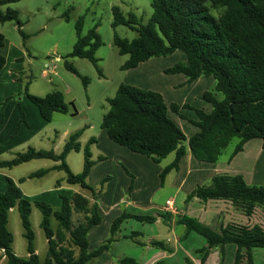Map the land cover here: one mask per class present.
<instances>
[{
	"label": "trees",
	"instance_id": "1",
	"mask_svg": "<svg viewBox=\"0 0 264 264\" xmlns=\"http://www.w3.org/2000/svg\"><path fill=\"white\" fill-rule=\"evenodd\" d=\"M19 1L0 0V23L15 22L22 33L23 23L19 12L8 8ZM151 6L153 14L148 24H143L134 13L126 16L119 7L113 9L114 29L128 26L138 33V38L134 40L123 39L115 34V46L120 55L129 57L121 69L128 71L153 58L168 57L181 51L185 53L187 62L177 63L167 69L166 74H184L189 85L202 77L214 78L215 93L206 92L202 96L212 106V111L207 113L186 104H172L169 107L162 94L123 83L116 96L107 100L109 109L101 126L109 139L133 153L148 157L156 164H161L174 154L173 162L160 175L162 185L171 172L179 170L180 162L189 150L199 162L215 164L234 139H238V142L230 160L252 140H262L264 148V0H152ZM4 7H7L5 11ZM83 25L84 17H81L76 25L77 42L68 57L87 59L98 68L99 60L95 55L101 46L96 34L99 24L87 37L82 36ZM5 43L6 38L0 34V49ZM5 66L6 58L0 54V73ZM66 66L78 75L72 64L67 62ZM84 83L87 85L88 79ZM217 94H221L222 98L219 99ZM28 97L47 122L52 121L55 113H68L61 91H54L45 97L30 94ZM11 100L12 97H9L4 104ZM181 109L194 110L198 120L180 115ZM170 112L189 120L199 132L188 139L170 117ZM24 122L26 120L22 113L19 126ZM82 134L83 130H80L71 135L61 154L29 148L13 160L0 159V170L12 169L33 160H52L56 163L54 167L40 170L29 178L43 177L52 171H64L66 178L59 181L57 187L65 182L68 186H79L83 191L92 192L91 197L82 193H74L69 198L62 196L61 207L54 209L45 202L29 200L18 185L5 176L6 188L0 192V249L5 250L7 264H88L111 249L125 221L154 224L159 217H165L125 212L113 222L110 238L96 250L90 251L88 235L102 222L99 204L95 200L96 190L87 182L94 166L91 146L96 140L91 139L84 149L85 163L81 174L72 173L66 163L71 152L82 150L79 142ZM194 198L203 202L230 201L236 209L252 216L257 209H264V186L249 185L242 175H216L210 185L198 186L187 197V201ZM33 207L42 213L40 226L48 242L43 262L36 253L35 232L31 222ZM15 208L19 211L24 236L28 241L27 258H21L13 251L14 236L8 225L10 212ZM75 216H83V219L75 223ZM53 219L57 222L56 229L52 228ZM177 224L185 227V237L196 233L206 240L207 246L198 251L203 262L212 251L218 250L221 256L219 264H224L226 246L235 245V264H255L254 249H264L263 226L229 224L217 231L188 216H180ZM139 237L142 234L134 232L127 238L139 246H145V243L137 240ZM149 244L173 252L163 242L152 241ZM119 262L139 264L131 258Z\"/></svg>",
	"mask_w": 264,
	"mask_h": 264
},
{
	"label": "rangeland",
	"instance_id": "2",
	"mask_svg": "<svg viewBox=\"0 0 264 264\" xmlns=\"http://www.w3.org/2000/svg\"><path fill=\"white\" fill-rule=\"evenodd\" d=\"M151 3L152 0H20L8 6V8L19 12L23 27L21 33L15 22L0 23V34L4 35L7 42L4 52L8 59L13 60L20 50L23 52L21 55L23 59L15 69L13 67L16 71L11 73L10 70H7L8 72H4L0 78V98L12 96V100L16 103L21 102L26 108L31 106L38 112L36 105L29 99V94L45 97L54 91H61L65 97L68 113H55L50 122L39 116L41 122L34 124L33 137L18 145L13 152L3 153L0 156L1 160H13L19 153H25L29 148L61 154L69 137L83 130L79 139L82 150L71 152L66 158V163L72 173L79 175L83 172L84 149L91 139H95L96 143L91 146L94 166L87 180L88 184L96 190L95 200L100 194L103 195L107 192L108 184L111 183L110 195H113L112 191L118 187L122 189L123 194H120L124 198L132 199L130 196L136 190V178L133 172H138L137 168L129 164L124 156L117 154L115 149L128 150L111 141L101 125L103 117L109 109L107 100L116 96L121 84L132 82L129 76L130 72L121 69L129 57L120 55L115 46V34L128 40L138 38V33L128 26L113 28V9L119 7L126 16L129 13H134L143 24H148L153 14ZM6 9L7 7L3 8L4 11ZM81 17H84L83 37L89 36L93 28L99 24L96 34L101 40V46L95 55L99 60L98 68L87 59L68 57L77 42L76 25ZM182 54L185 55V53ZM178 57V54H174L173 56L159 57V59H161L162 65L168 67L173 66V62ZM67 62L72 64L78 75L67 69ZM9 65L11 66L8 67L12 68V63L9 62ZM85 79H88L87 85L84 83ZM219 95L222 98V95ZM193 114L196 115L195 112ZM257 140L262 143V140ZM237 142L238 139L232 141L227 152L222 156L223 160H226L234 150ZM256 150V147L252 148V151L258 156ZM173 160L174 154L161 164L155 165H157V169L159 167L163 171ZM257 161L256 159L255 166H257ZM263 162L264 159L260 162V169L264 170ZM55 165L56 163L52 160L40 159L12 169H2L0 170V192H4L6 188L4 177L7 176L18 185L29 200L45 202L54 209L61 207L62 196L69 198L75 191L92 195L90 191H83L79 186H68L65 182H62L63 189L57 190V183L66 178L64 171H52L43 177L29 178L38 171L50 169ZM200 165L207 164L201 163ZM162 171L150 187L155 204L160 206L165 204L167 198L174 196L176 191L170 186L176 172L168 176L167 184L161 185L160 174ZM261 178L264 176L262 175ZM127 181L128 186L125 187ZM260 182L255 186H264L262 184L264 181ZM112 198L113 196L108 198L107 206L103 204L107 211L110 210L109 205L112 204ZM174 198L177 207L183 206L182 197ZM96 201L98 202V200ZM127 203L128 201L120 203V215L125 212L130 213L126 208ZM32 213L31 222L35 232V247L38 248L39 257L43 262L48 251V242L40 226L42 213L36 207H33ZM103 213L105 227H107L110 217L105 216L106 211ZM255 218L260 221L258 224L264 227V209H260ZM82 219L83 216H75L74 222L77 223ZM8 227L14 236L13 249L17 256L25 258L24 256L28 254V241L24 236L25 230L17 208L10 212ZM52 228H57V222L54 219ZM253 253L255 264H264V249H254ZM225 262L234 264V257L230 254L226 255Z\"/></svg>",
	"mask_w": 264,
	"mask_h": 264
},
{
	"label": "crops",
	"instance_id": "3",
	"mask_svg": "<svg viewBox=\"0 0 264 264\" xmlns=\"http://www.w3.org/2000/svg\"><path fill=\"white\" fill-rule=\"evenodd\" d=\"M6 44L7 42L5 46ZM5 46L0 49V54L6 58V66L0 73V78H2L4 72H8L7 70H10L11 73L16 71L14 70L15 67H17V64L23 59V56H21L23 52L20 50H18L19 52L16 53L13 60L10 58L8 59L7 54L4 52ZM182 53L181 51L175 53L178 54L179 57L173 62V66L177 63L187 62L186 55ZM9 62L10 64L12 63V68L8 67L11 66ZM173 66L166 67L162 65L161 59L153 58L142 63L137 68L128 70L132 82H125L124 84L131 86L135 85V87L152 90L162 94L169 107L172 104L179 106L186 104L210 113L212 111V106L203 101L202 96L206 92L215 93V79L212 77H202L189 85L187 84V78L184 74H166V70ZM9 97L12 96H8L4 99L0 98V156L3 153L13 152L18 145L30 140L34 135V124L41 122L39 110L37 112L31 106L26 108L23 103H16L14 100L4 104V101ZM217 97L221 99L219 94H217ZM194 112L195 111L191 109H181L180 115H183L187 119L197 121L198 117L196 116V112V115L193 114ZM22 113L25 116L26 122L19 126ZM170 117L180 126L188 139L199 132V129L191 124L189 120L172 112H170ZM255 147L258 156L252 151V148ZM115 151L118 155L124 156L129 164L137 168L138 172H133L136 178V190L130 196L132 199L124 198L122 189L118 187L112 191L113 195H110L111 183L108 184L107 192L97 197L96 200H98L97 203L99 204L102 222L100 225L95 226L88 235L90 251L96 250L110 238L111 226L113 222L121 216L120 203L123 204L125 201H128L126 208L130 211L129 214L154 217L164 215L165 217H159L154 224H143L136 220L125 221L116 235L117 240L112 244L111 249L105 251L100 258L88 264H122L119 261L125 258L134 259L139 264H157L158 262H163V264H189V262L191 264H219L220 252L218 250L212 251L206 261H202V255L198 251L205 248L207 242L196 233H191L189 236L185 237V227L177 224L180 216L195 218L217 231L229 224L247 225L249 227L255 225L261 226V224H258L260 221L255 218L260 209L257 210V214L255 213L252 216H247L242 211L236 209L230 201L212 200L203 202L197 198L189 202L187 201V197L198 186L210 185L212 179L216 175H242L247 184L252 186L258 185V183H261L260 181H264V178H261L262 175L264 176V170L263 168L260 169V162L264 159V148L261 141L257 139L252 140L245 145L242 152L231 160L230 157L233 151L228 155L229 158L227 157L226 160H223L221 157L215 164L205 163L207 165H200L201 163L204 164V162L200 163L196 160L189 150L186 156L181 160L179 170L174 171L176 175L170 185L172 189L176 190L174 196L166 199V202L168 200L173 201L177 210L176 213L166 209V202L161 206L155 204L154 197L150 193L151 185L155 183V179L162 171L159 167L157 169L156 163L146 156L133 153L129 150L126 151L119 148L115 149ZM256 159L258 160L257 166H255ZM170 174L168 176H170ZM166 181L165 184H167ZM262 184L264 185V183ZM127 186L128 181L125 184V187ZM61 189H63V186L57 188V190ZM75 193L82 192L75 191ZM82 194L91 197V195ZM110 196H113V200L111 201L112 204L109 205L110 210L107 211L105 206H107ZM174 197H182L181 201L183 202V206L177 207ZM117 208L118 211H116ZM105 211V216L108 215V217H110L107 227H105L106 223L104 222L105 217L103 212ZM104 227L105 229L103 230ZM134 232L142 234V237L137 238V240L145 243V246H139L127 238ZM152 241L165 242V246L168 249H172L173 252L163 251L150 246L149 243ZM13 251L17 255L14 249ZM236 252L237 247L235 245L226 246V255L230 254L234 257V264ZM36 253L38 255L40 254L38 248H36ZM28 256L29 254L24 257L27 258ZM7 262L5 250L0 249V263L7 264ZM224 264H227V262L224 261Z\"/></svg>",
	"mask_w": 264,
	"mask_h": 264
},
{
	"label": "built area",
	"instance_id": "4",
	"mask_svg": "<svg viewBox=\"0 0 264 264\" xmlns=\"http://www.w3.org/2000/svg\"><path fill=\"white\" fill-rule=\"evenodd\" d=\"M166 209H167L168 211L173 212V213H176V212H177V210H176V208H175L174 203H173L172 200H168V201L166 202ZM257 210H258V209H257ZM257 210L254 212V214H255V213L257 214Z\"/></svg>",
	"mask_w": 264,
	"mask_h": 264
}]
</instances>
